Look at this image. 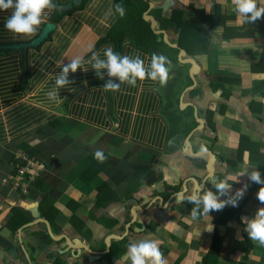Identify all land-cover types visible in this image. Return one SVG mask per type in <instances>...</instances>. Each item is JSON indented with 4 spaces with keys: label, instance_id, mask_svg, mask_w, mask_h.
Wrapping results in <instances>:
<instances>
[{
    "label": "crops",
    "instance_id": "0c3cea01",
    "mask_svg": "<svg viewBox=\"0 0 264 264\" xmlns=\"http://www.w3.org/2000/svg\"><path fill=\"white\" fill-rule=\"evenodd\" d=\"M257 3L264 6V0ZM114 6L115 0H85L27 57L22 49H0V264H131L127 245L145 238L160 242L166 264H264V244L250 239L248 250L244 235L246 220L264 207L257 199L261 186L246 173L239 176L259 171L264 159V97L254 91L264 72L251 69L253 64L264 69V13L250 24L234 11L233 0H149L143 16L155 19L151 28L161 35L158 40L178 44L173 27H162L175 11L205 26L210 44L206 54L191 56L197 68L192 71L193 63L181 60L180 48L177 53L166 49L170 67L163 85L145 78L112 92L102 88L109 77H96L85 64L87 71L69 72L71 83L59 89V102L50 100L47 93L60 67L76 56L86 60L90 47L111 45L114 52L149 63L153 54L146 49L104 40L117 16ZM54 9L31 36L7 30L11 9L0 10V44L31 40ZM189 56L184 52L182 58ZM193 72L196 84L189 85ZM208 75L219 79L213 83ZM211 83L230 94L222 96ZM197 87L200 93L192 91ZM185 107L199 122L187 134L190 113L181 129L171 114ZM208 110L214 111L212 125ZM242 134L249 144L237 160ZM97 149L106 157L103 162L93 158ZM22 155L43 164L27 192L10 178L13 157ZM211 156L215 171L226 174L230 193L248 185L241 199L249 200L238 216L239 207L232 206L210 211V217L190 215L194 205L188 196L211 190ZM233 160L238 162L229 164ZM39 178L43 190L35 183ZM102 184L114 192L105 194L117 198L100 197ZM112 246L116 249L108 254Z\"/></svg>",
    "mask_w": 264,
    "mask_h": 264
},
{
    "label": "clouds",
    "instance_id": "9594fccd",
    "mask_svg": "<svg viewBox=\"0 0 264 264\" xmlns=\"http://www.w3.org/2000/svg\"><path fill=\"white\" fill-rule=\"evenodd\" d=\"M234 11L243 21L253 24L260 19L264 13V6H259L257 0H233ZM56 7L54 0H0V10L11 9L10 15L4 21V27L15 33L25 36L33 35L39 26L47 20L50 12ZM115 13L119 17L125 15L122 3L115 4ZM90 55L86 60L81 56H76L67 64L60 67V71L54 76V83L47 96L50 100L59 102V89L69 85V72L75 73L78 68L87 71L90 66L94 70L96 77L104 79L106 74L109 79L105 80L102 88L106 91L116 92L122 84L136 86L137 81L145 78L160 85L166 82L169 74L170 63L164 55L153 54L149 63L145 64L144 59L139 55L129 56L114 52L111 45L103 47L101 50L88 49ZM87 64L88 67H84ZM103 70V71H102ZM115 77V81L111 79ZM93 158L98 162H103L106 157L102 150L97 149L93 153ZM247 174L248 180L261 185L257 192V199L264 202V179L260 172L249 169L239 174ZM213 180V179H210ZM212 187L215 191L204 189L202 192H195L188 196V200L194 206L190 209V215L196 219L198 215L209 216L210 211L223 209L225 206L236 207L243 197L248 185L244 184L234 192H229L231 184L227 182V177L222 180L214 179ZM224 197L221 199L220 197ZM210 217V216H209ZM242 222H244L242 218ZM244 231L248 238L264 244V207L258 208L253 216L246 220ZM160 242L154 239H142L130 242L127 245V256L131 264H166L162 254Z\"/></svg>",
    "mask_w": 264,
    "mask_h": 264
},
{
    "label": "trees",
    "instance_id": "16d2710c",
    "mask_svg": "<svg viewBox=\"0 0 264 264\" xmlns=\"http://www.w3.org/2000/svg\"><path fill=\"white\" fill-rule=\"evenodd\" d=\"M116 3H122V5L125 9V15L123 17H119L118 15L116 16V19L113 22L110 29L108 30V33H107L106 37L104 38V40H108V41L113 40L115 42V45H117L119 48L124 43L130 42V43L135 44V45H137L143 49H146L151 54L157 53L158 55H161V54L164 55L163 53L166 49L167 50L174 49V52L177 53L179 51V48H184L187 55H190L193 57H197L199 55H203V54H206L208 52V47L210 44L209 40H208L209 33L206 30L205 26H203L201 24H193V23L185 21L184 19H182L181 11H179V13H178V11L173 12L171 17L165 18L164 21H162V27H164V28L173 27L174 33L176 32V35H177L176 42L178 43L179 47H172V46L168 45L167 43H165L164 40H162V39L158 40V38L161 37V35L154 33L153 29L151 28L150 20L145 19L143 16L144 12L149 7V0H115V4ZM84 4H85V0H83V2L81 4L74 6L70 10H63L60 8V3H57L56 7L54 9V12L50 16L49 20L53 21L57 24H62V22L65 20V18L68 15H71L76 9L84 6ZM202 15L207 17V15H205V14H202ZM262 20H261V22H263ZM204 22H206V21H204ZM209 25L211 26L210 22H209ZM222 25H224V21H223ZM262 26L263 25L261 24L260 27H262ZM256 28L257 27L255 25L252 30L255 31ZM56 31H57V29L54 30L50 34V37L48 39H46L44 42H42L36 48H41L42 45L47 40H49L50 38L53 37V35L55 34ZM10 42L12 43L14 41H9V43ZM175 59H176V57H175ZM262 59H264V50L262 52ZM177 62H178V60H177ZM27 65H28V63H27ZM251 69L253 72H264V71H261L264 69H260L259 65L257 66V64L251 65ZM208 79H210L214 83V80L219 79V77L214 76V75H208ZM28 81H29V69H27V67L24 66V80H23L22 85L24 86V84H25V86H26V83ZM192 83H193V80L189 77L188 78V84L191 85ZM213 83L210 84V87L213 89L221 88L222 89V96H228L230 94L229 91L227 89H225V87L222 84L221 85H214ZM219 86H222V87H219ZM192 91L195 93H200V89L198 87L196 89H193ZM254 91L256 93L260 94L262 97H264V79L262 80V82L260 84H258L254 88ZM189 113H190V115H189ZM171 114H172V117H174V119H175V120H173V124H177L179 129H181V127L184 124H186V117L188 115L192 117L190 124H188L187 128L184 130L185 134H187L192 128H194L196 125L199 124L197 119L193 116L192 110L190 107L189 108H187V107L181 108L179 113H174V114L171 113ZM213 114H214V111L208 110L206 118L209 120V122H210L209 117H211V115H213ZM210 124H211V122H210ZM248 144H249V138L242 134L241 139H240V149H239L240 154H239V157L237 158V160L242 158V156H241L242 150L241 149L245 150V147ZM12 160H13V162H12L13 167L15 168L14 172L16 173L17 172L16 164L18 162H21V160H20V158H17L15 161L14 157ZM237 160L230 161L229 164L237 163L238 162ZM256 160H259V159L257 158ZM261 162H262V164H259V171H260V173L262 171L261 177H262V179H264V163H263L264 159ZM137 163L138 162H136L134 164L137 166ZM128 165H129V163H128ZM131 166L134 167L133 165H131ZM136 170L138 172V169H136ZM211 177L213 179L212 180V184H213L214 179H216L218 181L222 180L226 177V174L224 172H221V171H215V173ZM35 183L37 184V188H40L38 190H43V188H42V186L44 184L43 178H39L37 180V182H35ZM109 188H110V186L108 184H102L99 188V196L100 197L105 196L107 199H111V200L116 199L117 197L114 195H109V193L105 194L109 190H111V192H113L112 188H110V189ZM210 189L212 191H215V189L212 187V185H211ZM129 192L132 193L130 189H129ZM113 194H114V192H113ZM49 199H50V196L47 194L45 203L49 202ZM248 200H249L248 197L239 200V202H238L239 204L236 206V207H239V210H237L238 213L235 216H238L240 214L242 206L244 204H246ZM45 215L46 214H43V216H45ZM137 224L138 223H136V225ZM244 235L249 242V249L248 250H250V248L252 246L251 240L246 235V232H244ZM115 249H116V247L112 246V249L108 254H112V252L115 251Z\"/></svg>",
    "mask_w": 264,
    "mask_h": 264
},
{
    "label": "water",
    "instance_id": "95a60500",
    "mask_svg": "<svg viewBox=\"0 0 264 264\" xmlns=\"http://www.w3.org/2000/svg\"><path fill=\"white\" fill-rule=\"evenodd\" d=\"M82 1L83 0H71L69 2L60 4V8L63 9V10H70L74 6H77V5L81 4ZM145 17L151 19V25H152V27H154L155 26V19L152 16L147 15V14H146ZM57 28H58V24L57 23H55L53 21H47L43 25V27L40 30V32L35 37H33L31 40L22 41V42L8 43V44L7 43H2V44H0V49H22L24 51L25 56L27 57V54H28L30 48L38 47L42 42H44L46 39H48L50 37V34L54 30H56ZM162 32L165 33L164 30H162ZM164 41L169 43L170 45H173L175 47H179L178 44L171 43L166 37H164ZM184 52H185L184 49L180 48L179 56H180L181 60H187V61H190V62L193 63V68H192V71H193V69L197 68L196 60H195V58H193L191 56H189V57H187L185 59L182 58V55H183ZM191 77L193 78V81L196 84V78H195L194 72L191 74ZM198 120L200 121V125L199 126H201L203 124V120L201 118H199ZM213 159H214L213 156H211L210 159H209V167L211 169V175H213L215 173V167H214V164H213Z\"/></svg>",
    "mask_w": 264,
    "mask_h": 264
},
{
    "label": "built area",
    "instance_id": "2783aa9c",
    "mask_svg": "<svg viewBox=\"0 0 264 264\" xmlns=\"http://www.w3.org/2000/svg\"><path fill=\"white\" fill-rule=\"evenodd\" d=\"M19 158L21 162L16 164L17 172L11 175L10 178L13 179L14 186L20 188L22 192H27L29 183L33 182L40 175L43 164L27 155L19 156ZM1 227L2 224L0 223Z\"/></svg>",
    "mask_w": 264,
    "mask_h": 264
},
{
    "label": "rangeland",
    "instance_id": "374dc122",
    "mask_svg": "<svg viewBox=\"0 0 264 264\" xmlns=\"http://www.w3.org/2000/svg\"><path fill=\"white\" fill-rule=\"evenodd\" d=\"M172 51H174V49H172ZM179 53H180V52H178V55H179ZM216 76H217V75H216ZM215 81L217 82L218 79H217V80H214V82H215ZM234 164H235V163H234ZM234 164H231V165H234Z\"/></svg>",
    "mask_w": 264,
    "mask_h": 264
}]
</instances>
